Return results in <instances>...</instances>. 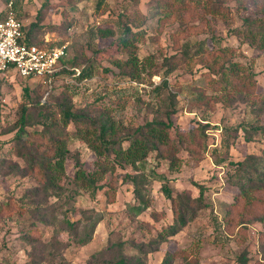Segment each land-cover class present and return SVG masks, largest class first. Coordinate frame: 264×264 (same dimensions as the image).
<instances>
[{
  "label": "rangeland",
  "instance_id": "1",
  "mask_svg": "<svg viewBox=\"0 0 264 264\" xmlns=\"http://www.w3.org/2000/svg\"><path fill=\"white\" fill-rule=\"evenodd\" d=\"M256 2L257 8L254 0H0V20L12 3L22 26L32 28L37 41L67 47L69 66L80 72L52 81L0 75V264H50L52 258L87 264L92 254L118 242H130L125 252L145 264H161L168 250L178 251L174 264H240L242 256L248 264H264V189L249 190L237 166L255 155L264 174V51L235 32L264 6V0ZM124 30L134 36L143 69L138 80L115 76L120 69L112 59L126 63L133 56L114 46ZM204 41L209 51L198 54L195 46ZM188 46L190 55L183 60ZM172 56L180 59L167 76L168 90L177 96L174 122L180 128L168 132L172 149L150 152L143 164L101 161L111 167L93 197L72 181L77 164L98 169L93 137L73 125L63 127L61 106L72 97L76 111L94 118L109 112L119 137L166 121L159 102L167 94L159 98L156 88L166 76L164 61ZM83 71L91 76L80 79ZM23 106L28 109L20 134ZM258 126L262 132H252ZM55 133L67 148L62 189L47 187L26 161L35 147L53 156L45 136ZM154 174L168 179L179 201L187 194L196 217L143 255L139 246L157 241L178 209ZM128 175L137 176L151 201L138 216L128 211L136 204ZM65 221L79 226L90 221L88 229L94 223L90 241L79 244Z\"/></svg>",
  "mask_w": 264,
  "mask_h": 264
},
{
  "label": "trees",
  "instance_id": "2",
  "mask_svg": "<svg viewBox=\"0 0 264 264\" xmlns=\"http://www.w3.org/2000/svg\"><path fill=\"white\" fill-rule=\"evenodd\" d=\"M176 1L179 2L181 0ZM254 3L257 8L256 0H254ZM4 18L0 21L4 20ZM22 30L25 34V40L30 44H34L39 47L52 48V46L45 44L43 41H37L32 35V28L26 29L25 26H22ZM235 32L249 44L256 45L259 49L264 51V6L256 11L255 15L246 17L243 20V29L235 30ZM133 38L134 36H132L130 30H124L120 38L114 44L117 50H128L129 54L133 55L126 63H122L120 60L112 59V63L120 69V73L115 75L120 81L127 79L138 80L140 74L142 73L141 71L143 70L139 68L140 63L137 57H135L136 47L133 45ZM204 45L205 41L195 46L198 48V54H204L209 51L204 47ZM102 52L104 53V51ZM189 52L190 49L188 46L183 53V60L189 57ZM178 60L180 59H177L176 56L165 59L164 66L167 68L166 76L163 84L156 88L159 93V98H161L163 94H167V97L159 102L161 103L160 110L162 113H166V121L155 120L149 122L145 126L139 128L135 134L119 137V126L114 119H112L109 112H104L101 116L94 118L82 111H76L73 109V106L70 105L72 97L70 101L61 106V120L63 127L68 128L70 125H73L76 128V131L81 133L83 136H86V138L88 135L92 136L93 139L91 141L94 142L92 149L95 151L99 159V162L97 163L98 169L94 170L85 169L82 165L77 164L78 169L75 171L72 181L77 184L78 187L89 191L93 197H95L102 188L98 185V183L104 176V170L111 167L109 163H102L101 161L112 162L111 164H117L118 166H123L124 164L134 165L138 162L143 164L150 152H160V150L165 147H169L167 149H172L173 140L168 135V132L172 129H176V132L179 133L180 128L177 127L174 122V116L178 113L177 96L168 90L167 76L178 68ZM68 62V57L61 62V64L63 63V65L67 66L68 69L63 68L60 72L53 75L52 80L66 75L69 72H73L69 70L72 67L69 66ZM105 72L108 73L111 71L109 69H105ZM81 74L80 79H84L85 76H91V73L87 74L86 71H83ZM27 79H35V77H28L26 80ZM25 95H29V89H25ZM122 95L125 97V94ZM27 109V106H23L21 110L20 121L22 127L20 129V134H22L24 130L23 126L26 121ZM48 130H50L49 127ZM252 132H262L261 127H255ZM55 134V136H45L51 145V149L55 150L53 156H47L46 153L39 152L40 149L35 147L33 150L29 149L30 151L26 156V161L31 171L38 170L43 175V179L46 182L47 187H61L62 189V176L65 173V160L68 158L66 154L67 148L66 142L62 139V135L59 133ZM180 136V138L183 139V136ZM191 136L193 137L194 135ZM246 140H252L251 133L246 135ZM125 142L129 143L127 148L123 145ZM261 160L262 159L255 155H248L245 161L237 164L239 167V177L246 179L249 190L264 189V174L260 172ZM104 165H106L105 168H103ZM101 168L102 171L99 173ZM247 174L249 178L246 177ZM151 176L159 179L160 182H163L162 193L168 200L172 201L174 207L178 202V209L175 210L173 223L165 229L157 241H154L149 245H146L145 243L140 246L139 244H135L137 247L139 246V251L143 255H146L148 252H153L155 250L154 248H156L158 244L165 243L169 241V239L175 237L178 232L186 228L187 225L190 224L196 217V210L192 207V200L186 193L182 195V198H180L179 201V197L173 196L171 188L167 185L168 179L165 176L156 174ZM126 178H128V180L134 185V198L136 200V204L128 206V211L135 216L141 215L150 207L151 202L148 194L146 193V187L137 178V176L133 177L128 175ZM200 189L202 194V187H200ZM244 192L245 190L242 187V194ZM89 222L90 221H88L87 224ZM261 222H264V217H262ZM87 224L85 226H79L77 223L65 221V226L78 238L77 242L81 245H86L95 232L96 226L94 223L93 225H89L91 226L89 229L87 228ZM81 233L82 236L80 235ZM129 245H131L130 242L113 243L99 252L92 254L87 264H145L140 257L128 256L125 249ZM177 257V250H168L161 264H174ZM238 261L240 264H248L247 259L243 256L240 257ZM49 262L50 264H68L64 259L60 260V258H52Z\"/></svg>",
  "mask_w": 264,
  "mask_h": 264
},
{
  "label": "built area",
  "instance_id": "3",
  "mask_svg": "<svg viewBox=\"0 0 264 264\" xmlns=\"http://www.w3.org/2000/svg\"><path fill=\"white\" fill-rule=\"evenodd\" d=\"M68 57V49L62 47H39L25 40L22 24L13 11L0 21V75L15 73L22 79L28 77L48 78L67 66L61 64ZM77 73V68L69 69Z\"/></svg>",
  "mask_w": 264,
  "mask_h": 264
}]
</instances>
